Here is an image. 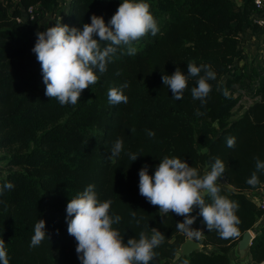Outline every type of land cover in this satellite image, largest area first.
I'll use <instances>...</instances> for the list:
<instances>
[{"label":"trees","instance_id":"1","mask_svg":"<svg viewBox=\"0 0 264 264\" xmlns=\"http://www.w3.org/2000/svg\"><path fill=\"white\" fill-rule=\"evenodd\" d=\"M60 1L68 5L64 15L59 0H0V150L7 152L8 169L0 175V186L14 185L0 196V239L9 264H81L77 242L67 231L66 206L89 184L101 201H112L110 214L122 218L114 227L125 243L142 230L149 236L153 228L164 234L150 264H229V253L242 234L264 215L247 197L264 189V173H257V186L246 183L256 170V159L264 161V60L254 57L257 64L249 67L234 64L243 60L242 34L249 30L259 40L264 33L252 23L254 16H264V7L256 10L254 0H241L240 5L234 0H144L160 32L136 42L134 56L118 51L119 58L105 73L97 72L99 82L84 90L75 106H61L45 95L41 66L32 51L37 31L46 30L50 17L81 30L94 14L107 24L122 0ZM189 62L210 65L217 74L209 81L212 91L203 105L191 96L195 78L182 100L173 99L162 83V74L171 75L177 67L187 75ZM245 79L252 83L254 102L230 121L240 101L232 90ZM125 82L128 87L122 91L128 102L110 104L109 89ZM225 88L229 98L222 94ZM146 129L155 137H148ZM228 137H235L234 148L227 147ZM117 139L123 150L110 160ZM129 153L137 154V160L131 161ZM165 156L184 159L201 175L210 171L215 158L224 161L226 171L217 183L221 195L239 204V238L222 239L210 232L196 208L192 228L203 234L191 240L217 252L180 256L181 244L190 239L176 229L184 217L169 213L162 218L159 208L139 194V170L147 165L154 175ZM39 219L46 222L49 238L30 249ZM248 256L256 264L264 262V226L255 233Z\"/></svg>","mask_w":264,"mask_h":264},{"label":"clouds","instance_id":"2","mask_svg":"<svg viewBox=\"0 0 264 264\" xmlns=\"http://www.w3.org/2000/svg\"><path fill=\"white\" fill-rule=\"evenodd\" d=\"M159 32L158 22L144 0H122L107 24L103 17L94 14L91 23H85L82 30L60 22L46 27L44 31H37L32 51L41 66L45 95L49 100H57L61 106H75L82 92L99 82L97 72L105 73L114 58H119L116 55L118 51L120 56H134L136 42L149 33L156 36ZM193 78L196 86L191 88V96L203 105L212 91L209 81L217 79L210 65L197 66L189 62L187 75L177 67L171 75L162 74L161 77L163 85L167 86L175 100L183 99L189 80ZM127 87L125 82L121 88L109 89L108 102L126 104L128 97L122 89ZM222 94L225 98L230 97L226 88ZM196 114L202 115L199 111ZM145 132L148 137L156 135L152 130L146 129ZM226 144L234 148L235 137L226 138ZM122 150L123 142L117 139L108 159L119 157ZM128 155L131 161L138 158L135 153ZM255 169L246 181L252 187L260 183L257 173H264V161L256 159ZM225 171L226 164L220 158H215L210 171L201 175L184 159L165 156L160 159L154 175L149 174L147 165L139 170V194L159 208L162 218L169 213L184 217L182 222L176 223V229L190 239L198 240L203 234L191 227L196 220L191 214L196 208L210 232L216 231L222 239H236L240 236V220L236 214L239 204L221 195L217 183ZM13 188L11 182L4 183L0 186V196ZM111 205V200L101 201L98 198L92 184L67 203V231L77 242L75 251L81 264H150L158 256L155 249L164 243V234L153 228L149 236L142 230L138 238H129L125 243L124 235L114 227L122 218L110 214ZM130 215L136 217L137 213L132 211ZM142 219H137L136 224L139 225ZM161 222L166 223V219ZM46 236L49 238L46 222L39 219L30 239V249L39 247ZM0 264H9L3 239H0Z\"/></svg>","mask_w":264,"mask_h":264},{"label":"rangeland","instance_id":"3","mask_svg":"<svg viewBox=\"0 0 264 264\" xmlns=\"http://www.w3.org/2000/svg\"><path fill=\"white\" fill-rule=\"evenodd\" d=\"M59 7H60V11L62 12V14L64 15L65 12L68 10V5L65 3H62L59 0ZM59 20H57L56 17H50L49 23H48V27L53 26L54 23H58ZM251 46H253V49L251 50L252 54L254 57H261L264 60V48H263V44H261V41H258L257 39H251ZM253 57V58H254ZM258 57V60H260V58ZM241 64L238 66L239 68H241ZM223 82H225L226 77H224ZM250 84V87L248 86ZM252 83L249 79H245L244 83L241 84H237V86L234 85V89L232 90L233 93L238 94L240 101L237 105V107L233 110V114L230 118V121H234L236 119H238L241 114L254 102V98L252 97V92H250ZM231 90V89H230ZM234 96V95H233ZM7 152L5 150H0V175H4L8 169L6 168V161L4 160V158L6 157Z\"/></svg>","mask_w":264,"mask_h":264},{"label":"crops","instance_id":"4","mask_svg":"<svg viewBox=\"0 0 264 264\" xmlns=\"http://www.w3.org/2000/svg\"><path fill=\"white\" fill-rule=\"evenodd\" d=\"M234 2L237 5H240L241 0H234ZM263 2H264V0H263ZM241 38H242L241 39V45H242V48H243V51H244L243 60L240 61V62H235L234 64L237 65V66H239L240 64L241 65L246 64L247 67H249L251 65H256L257 62L253 58L254 56H253V54L251 52V50L253 49V46H251V43H252L251 39L252 38L253 39H257L256 36L252 35L250 33V31L247 30L245 34H242ZM258 39H259L258 41H261V44H263L262 37L260 36ZM229 191H232V188H230ZM193 225L191 227H193ZM263 226H264V215L256 220V223H255L253 229L249 230V231L254 236L255 233L258 232ZM198 251H202L203 253H205L207 255L217 252L216 248H214L212 246L203 247L201 244H200V248H199ZM229 259H230V263L229 264H256V263H254V262H252L250 260V258L248 256V252H247V254H246L244 259H239L236 248H234L229 253ZM261 264H264V262L261 263Z\"/></svg>","mask_w":264,"mask_h":264},{"label":"water","instance_id":"5","mask_svg":"<svg viewBox=\"0 0 264 264\" xmlns=\"http://www.w3.org/2000/svg\"><path fill=\"white\" fill-rule=\"evenodd\" d=\"M252 233L248 230L245 231L241 239L238 241L236 250L238 254L239 259H244L248 250L249 246L251 244V241L253 239ZM200 248V244L191 240V239H186L180 246V256L181 257H189L190 254H192L195 251H198Z\"/></svg>","mask_w":264,"mask_h":264},{"label":"built area","instance_id":"6","mask_svg":"<svg viewBox=\"0 0 264 264\" xmlns=\"http://www.w3.org/2000/svg\"><path fill=\"white\" fill-rule=\"evenodd\" d=\"M254 5L256 10H261L264 7L263 0H254ZM27 13H32V8H29L27 10ZM252 23L256 24L259 29H264V16L263 15H256L252 19ZM261 37L263 39V45H264V33L261 34ZM264 48V46H263ZM263 59V58H262ZM247 197L251 199L256 206L264 211V189H257L256 191L247 193Z\"/></svg>","mask_w":264,"mask_h":264}]
</instances>
